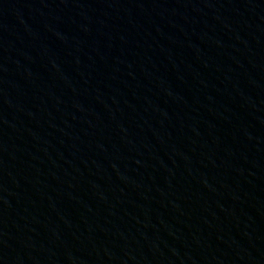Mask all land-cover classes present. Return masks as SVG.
Listing matches in <instances>:
<instances>
[{"label": "water", "instance_id": "obj_1", "mask_svg": "<svg viewBox=\"0 0 264 264\" xmlns=\"http://www.w3.org/2000/svg\"><path fill=\"white\" fill-rule=\"evenodd\" d=\"M0 264H264V0H169L0 217Z\"/></svg>", "mask_w": 264, "mask_h": 264}]
</instances>
